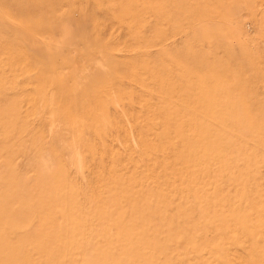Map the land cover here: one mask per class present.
I'll return each instance as SVG.
<instances>
[{
	"label": "rangeland",
	"instance_id": "rangeland-1",
	"mask_svg": "<svg viewBox=\"0 0 264 264\" xmlns=\"http://www.w3.org/2000/svg\"><path fill=\"white\" fill-rule=\"evenodd\" d=\"M0 264H264V0H0Z\"/></svg>",
	"mask_w": 264,
	"mask_h": 264
}]
</instances>
